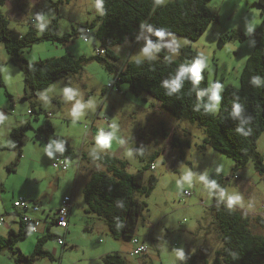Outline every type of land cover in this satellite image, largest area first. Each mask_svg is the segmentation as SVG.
<instances>
[{
  "label": "rangeland",
  "instance_id": "obj_1",
  "mask_svg": "<svg viewBox=\"0 0 264 264\" xmlns=\"http://www.w3.org/2000/svg\"><path fill=\"white\" fill-rule=\"evenodd\" d=\"M55 1L11 0L0 5V15L7 16L11 26L20 32L28 30L33 18L41 30L58 17V32L63 34L87 25L102 13L95 0H71L58 7L54 5ZM168 1L161 0L162 3ZM209 6L218 14L217 21L211 23L197 40L170 35L166 47L174 59L179 57L180 48L185 45H191L205 56L209 87L220 97L219 102L213 100L211 108L216 114L224 89L229 85L240 86L241 72L255 48L253 32L260 25L262 16L258 0H211ZM232 30L243 32L246 38L227 36ZM152 45L151 35L143 32L136 41L117 44L114 50L119 59L112 61L116 67H121L129 58L157 59L159 56L153 52ZM96 48L104 52L102 42L95 36L85 41L76 35L67 44L43 41L25 49L24 55L30 61L60 56L67 51L76 57H88L79 73L56 80L40 91L34 99L37 113L30 114L32 102L24 98L23 71L10 61L0 42V216L5 210L14 211L13 201L20 196L37 202L40 212L44 213L54 212L65 195L74 196L67 234L57 225L52 227L55 233L65 237L66 246H61L57 238L49 239L45 248L54 259L38 257L32 264H104L98 258L103 248L119 251L127 264H184L193 256L200 263L203 255L208 264H216L218 252L224 245L209 208L226 202L254 218L264 216L261 207L264 175L255 167L253 158L237 169L231 157L210 145L203 147L204 126L175 117L148 93L135 94L127 82L120 83V88L116 84L111 87L116 73L93 58L98 53ZM1 79L13 99L7 96ZM65 89L73 91L70 98ZM77 104L81 105L78 116L74 115ZM47 120L52 122L54 132L38 130ZM21 125L27 126L23 152L19 156L18 144L11 131ZM163 127L169 131L168 137ZM52 133L61 141H68L78 157L63 158L51 153L47 148L48 141L54 150L59 148ZM101 135L110 138L108 146L99 144ZM175 135L182 138V146L172 145ZM257 149L264 157V133L258 140ZM104 153L127 160L130 172L144 169L145 179L151 175L158 178L150 196H139L148 203V209L139 220L135 235L148 240L147 254L131 255L128 248L132 238L113 237L105 219L85 210L84 186L92 170L105 169L97 160L98 155ZM58 158L69 162L68 170L53 166ZM14 161L17 164L12 165ZM185 190L191 191L192 195H185ZM4 217L9 222L10 216ZM251 228L255 233H264V227L255 224L254 219ZM8 232L7 223L0 225V234L7 235ZM43 233V230L32 232L20 240L17 247L30 254ZM181 249L183 259L176 256V251ZM0 264L29 263L17 261L8 250H0Z\"/></svg>",
  "mask_w": 264,
  "mask_h": 264
},
{
  "label": "trees",
  "instance_id": "obj_2",
  "mask_svg": "<svg viewBox=\"0 0 264 264\" xmlns=\"http://www.w3.org/2000/svg\"><path fill=\"white\" fill-rule=\"evenodd\" d=\"M8 1L0 0V5ZM70 1L57 0L54 5L58 7L61 3ZM95 1L102 9L98 18L73 32L63 34L58 32V17H54L52 22L43 26L41 30L34 24L33 18L28 30L20 32L11 26L7 16L0 15V42L4 44L10 61L23 71L24 98L32 102L29 113H37L34 99L39 96L40 91L56 80L79 73L88 61V57H76L67 51L60 56L30 61L24 55L25 49L43 41L67 44L76 35L81 37L87 35L88 39H84L85 41L95 36L102 42L104 52L101 53L96 48L98 53L93 58L103 62L110 71L116 73L115 82L111 83L113 87L116 84L120 88V83L127 82L135 94L148 93L175 117L204 126L206 137L203 147L210 145L231 157L236 162L237 169L244 167L253 158L255 167L264 175V157L257 149L258 140L264 133V0H258L262 20L253 32L255 48L241 72L240 86L229 85L224 89L220 108L216 114L211 111L213 91L209 87L205 56L191 45H185L180 48L179 57L174 59L166 47V39L170 35L197 40L211 23L218 20V14L209 6L211 0H170L166 3H162L161 0ZM158 31L165 33L163 38L156 35ZM143 32L151 35L152 50L159 58H129L121 67H116L112 60H118L119 57L114 47L128 40H138ZM227 36H236L242 40L246 38L243 32L237 30H232ZM222 38L224 39L225 35ZM197 62L202 65L198 81H194L193 74L189 71L185 73L177 90H172L168 86L180 69L190 67ZM1 66L0 62V70ZM1 85L4 86L7 96L13 99L2 79ZM234 105L240 107L239 114H234ZM26 126L21 125L11 131L12 138L18 144L19 156L23 152ZM163 128L165 136L168 137L169 131ZM38 130L45 133L54 132L50 120L40 125ZM52 134L57 139L59 148L54 150L51 142L48 141L47 148L51 153L63 158L78 157L68 141H61L59 136ZM182 144V138L175 135L172 145L180 147ZM83 156L86 158L85 154ZM181 158H184V154ZM97 160L105 169L92 170L89 180L85 183L86 211L105 219L113 237L117 239L138 237L135 234L139 220L148 209V203L139 199V196H150L158 178L151 175L145 179L144 169L130 172L127 160L110 153L98 155ZM79 163L81 164V161ZM15 164L17 161L12 165ZM9 169L12 170L14 167ZM184 194L192 195L188 190H185ZM17 199H14V202ZM14 202L13 207L16 208ZM209 210L219 228L220 240L224 245L218 252L220 256L216 258V264H264V233H255L251 228L253 219L255 224L264 227V216L254 218L226 202L213 205ZM17 214L19 228H10L7 235L0 234V250H8L17 261H26L29 264L38 257L54 259L52 253L45 248V244L51 238L62 237L52 231L57 220L55 214L46 224V231L38 237L30 254L23 253L17 244L34 232L32 229L34 221H24L23 212ZM4 223L5 217L3 222L0 220V225ZM67 232L68 230L66 234ZM146 242L148 244V240ZM66 244L65 239V244L62 246L65 247ZM148 250L143 254H147ZM103 262L127 264L128 261L116 251L104 255ZM184 264H208V259L203 255L202 262L199 263L193 256Z\"/></svg>",
  "mask_w": 264,
  "mask_h": 264
},
{
  "label": "built area",
  "instance_id": "obj_3",
  "mask_svg": "<svg viewBox=\"0 0 264 264\" xmlns=\"http://www.w3.org/2000/svg\"><path fill=\"white\" fill-rule=\"evenodd\" d=\"M89 33V32H88ZM83 38L85 40H87V35H84ZM111 87H113L112 84H110ZM53 166L54 167H58L60 169H68L69 168V164L65 159H60L58 158V160L56 162H53ZM187 193V192H186ZM72 196L70 195H66L60 205V207L56 210L55 213V218L56 220V225L59 226L60 228H62L63 230H65V234L66 231L69 228V219H70V215H71V210H72ZM15 207L17 209H21V210H25L26 213H24L23 211V219L24 221H30L33 220L34 224H33V231L34 232H38L40 226L43 224L41 218L34 216V214L29 213L30 211L32 212H39L41 210L39 204L37 203H32L31 201H29L28 199L24 198V197H19L15 202ZM262 209H264V202L261 204ZM0 220L3 222L4 221V217H1ZM133 243H134V249L131 252L133 255H141L143 253H145L148 250V244L145 240H142L139 237H134L133 239ZM58 243L63 245L65 244V239L63 237H59L58 238Z\"/></svg>",
  "mask_w": 264,
  "mask_h": 264
},
{
  "label": "clouds",
  "instance_id": "obj_4",
  "mask_svg": "<svg viewBox=\"0 0 264 264\" xmlns=\"http://www.w3.org/2000/svg\"><path fill=\"white\" fill-rule=\"evenodd\" d=\"M97 7L99 8L100 5L97 4ZM157 36L163 38L165 33L163 31H158L156 33ZM148 49H145V52H147ZM201 69H202V65L200 62L195 63L194 65L190 66V67H183L182 69H180L176 75V77L168 84V86L172 89V90H177L180 86H181V82L183 77L185 76L186 72H191L193 74V79L194 81H198L200 79V73H201ZM253 82H255V78H253ZM216 88L219 89L220 85L217 84ZM65 92L67 94V96L70 98L73 95V91L71 89H65ZM212 99L219 102L220 97L217 95L216 91L212 92ZM80 109H81V105L77 104L75 111H74V115H79L80 114ZM240 107L238 105H234V114H239L240 112ZM109 137L107 136H103L101 135L99 137V144L102 146H108L109 145ZM176 256L179 259H183L184 258V252L183 250H177L176 251Z\"/></svg>",
  "mask_w": 264,
  "mask_h": 264
},
{
  "label": "crops",
  "instance_id": "obj_5",
  "mask_svg": "<svg viewBox=\"0 0 264 264\" xmlns=\"http://www.w3.org/2000/svg\"><path fill=\"white\" fill-rule=\"evenodd\" d=\"M9 1H11V0H9ZM30 110L31 109H29V112H30ZM85 156L87 157V155L85 154ZM88 158V157H87ZM80 167H81V164L79 163L78 164V168L80 169ZM60 169V168H59ZM69 169V168H68ZM67 169V170H68ZM62 170V169H61ZM76 178H77V176H76ZM66 196V195H65ZM64 196V197H65ZM70 196H72V210L74 209V196L73 195H70ZM21 197V196H20ZM15 199H17V198H15ZM64 199V198H63ZM63 199H62V201H63ZM62 201H61V203H62ZM14 202V201H13ZM61 205V204H60ZM60 205L54 210V212H52V211H47L46 213H44V211H42V212H32V211H30L29 213H32V214H34V216H36V217H39V218H41V220H42V222H43V225H41L40 226V228H39V231L40 230H43V231H46V228H47V223L51 220V218H53V216H54V214L56 213V210L60 207ZM87 207V206H86ZM14 211H11V212H9L8 210H5V212H8V214H6V215H9L10 216V219H9V222L11 223V224H9V222H7L6 221V218H5V223H7L8 224V228L10 229V228H14V229H18L19 228V223H18V218H19V216H18V212L19 213H21V212H23L24 211V213H26V211L25 210H21V209H17V208H14L13 209ZM72 210H71V215H72ZM85 210H86V208H85ZM87 212V211H86ZM89 213V212H88ZM2 215H5L4 213L2 214ZM1 215V216H2ZM71 215H70V217H71ZM97 215V214H96ZM95 217V216H94ZM100 217V216H99ZM101 219V218H100ZM98 221H100L99 220V218H98ZM17 223H18V225H17ZM15 224V225H14ZM107 224V223H106ZM56 225V224H55ZM108 226V225H107ZM59 227V226H58ZM69 228H70V221H69ZM69 228H68V231H69ZM52 231H53V229H52ZM65 231V230H64ZM54 232V231H53ZM66 235V234H65ZM146 241H147V239H145ZM62 246V245H61ZM130 247L128 248V251L131 253L132 251H133V249H134V243H133V240L131 239V244L129 245ZM110 252H115L114 250H109V249H104L103 248V250H101V251H99V254H98V258H100V259H102L103 260V257H104V255H106L107 253H110ZM119 252V251H118ZM131 255H133L132 253H131Z\"/></svg>",
  "mask_w": 264,
  "mask_h": 264
}]
</instances>
